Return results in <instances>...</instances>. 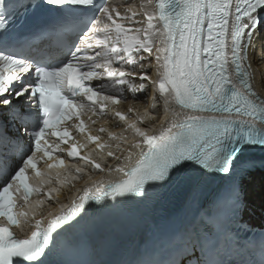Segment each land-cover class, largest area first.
Segmentation results:
<instances>
[{
  "label": "snow or ice",
  "instance_id": "1",
  "mask_svg": "<svg viewBox=\"0 0 264 264\" xmlns=\"http://www.w3.org/2000/svg\"><path fill=\"white\" fill-rule=\"evenodd\" d=\"M257 73L264 81V0H0V264H46L94 214L202 179L226 181L228 192L175 226L173 241L195 257L188 264H264V233L258 247L241 243L225 220L246 206L242 179L256 169L255 153H264ZM126 94L143 111L113 108L121 133L101 126L108 140L86 137L115 163L82 154L86 145L71 129L85 132L84 110L106 115ZM65 157L116 178L89 177L69 204L37 216L44 201L32 196L57 199L59 190L47 186L67 182L59 171H69ZM71 167L73 179H83L84 169ZM22 219L32 224L23 237L13 230Z\"/></svg>",
  "mask_w": 264,
  "mask_h": 264
},
{
  "label": "bare ground",
  "instance_id": "2",
  "mask_svg": "<svg viewBox=\"0 0 264 264\" xmlns=\"http://www.w3.org/2000/svg\"><path fill=\"white\" fill-rule=\"evenodd\" d=\"M150 75L154 76V69L152 72L149 73ZM254 87L258 92L264 93V81L261 80V76L259 73L256 74L255 79L253 80ZM127 96H130L131 94H126ZM141 102V101H140ZM129 106H132L133 108L137 109L134 105L127 103V108ZM145 124L148 127H151L152 125L148 123L147 121ZM158 124V121H157ZM129 138L131 136L129 133H125ZM109 164H114V160H108ZM99 172H96L93 174V177H98ZM245 182V192L247 196V202L249 208L253 210V207L255 209V212L257 209L261 208L264 209V171L260 169L253 170L248 176L244 179ZM76 186L81 187L82 183L76 184ZM75 188V187H73ZM73 188H70V191H72Z\"/></svg>",
  "mask_w": 264,
  "mask_h": 264
},
{
  "label": "water",
  "instance_id": "3",
  "mask_svg": "<svg viewBox=\"0 0 264 264\" xmlns=\"http://www.w3.org/2000/svg\"><path fill=\"white\" fill-rule=\"evenodd\" d=\"M264 154V153H263Z\"/></svg>",
  "mask_w": 264,
  "mask_h": 264
}]
</instances>
